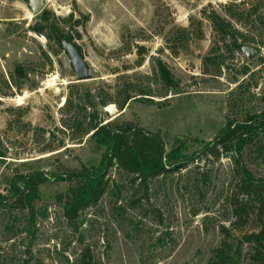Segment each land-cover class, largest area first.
<instances>
[{
  "label": "rangeland",
  "instance_id": "1",
  "mask_svg": "<svg viewBox=\"0 0 264 264\" xmlns=\"http://www.w3.org/2000/svg\"><path fill=\"white\" fill-rule=\"evenodd\" d=\"M45 12L74 36L92 79L77 82L51 32L32 30L45 27ZM212 12L238 32L239 50L222 41L207 18ZM157 60L178 91H166ZM127 91L135 98L123 111L99 107L100 117L159 134L167 151L183 141L195 161L152 182L149 199L136 204L137 185L113 168L98 204L69 224L61 198L72 185L53 176L97 166L104 153L77 133L80 107L88 94L122 101ZM140 93L152 101L138 100ZM263 110L264 0H0V192L7 194L16 175L50 179L39 188L32 233L27 211L0 207V264H78L86 246L99 264H209L224 240L237 244L260 225L254 209L241 232L232 229L233 159L204 158L199 143L213 142L228 118ZM243 165L264 179L254 152L245 151ZM242 249L240 264H264L251 245Z\"/></svg>",
  "mask_w": 264,
  "mask_h": 264
},
{
  "label": "trees",
  "instance_id": "2",
  "mask_svg": "<svg viewBox=\"0 0 264 264\" xmlns=\"http://www.w3.org/2000/svg\"><path fill=\"white\" fill-rule=\"evenodd\" d=\"M45 12L42 19L46 21L45 27L32 29L38 34H43L48 29L60 47L64 41L71 43L82 56L81 48L71 33H64L57 24L50 23ZM215 31L222 41H231L233 50H239V34L232 25L225 21L216 12L207 15ZM80 22L73 25L79 27ZM76 36L80 38L79 33ZM50 38V37H49ZM83 57V56H82ZM156 73L167 92L178 91L179 83L161 60L156 61ZM16 74L25 77L24 67L18 65ZM179 93V92H178ZM122 101H114L111 97L100 98L98 102L90 95H86L83 106L80 107L81 119L76 122V131L81 137L89 136L98 147L104 150L97 166L87 167L82 164L76 171L67 175H54L57 181H67L72 186L63 201V214L69 224L75 225L79 216L86 209L98 204L108 189V175L113 168L128 174L130 183L137 185L139 197L133 203L147 201L149 185L170 173L179 172L195 161V155L187 153L186 143L176 141L170 151L159 134L151 133L131 122L112 123L100 117L99 107L105 108L116 105L121 111L130 103L132 97L127 91ZM138 100H148L147 93H140ZM81 104V103H80ZM81 104V105H82ZM88 109L91 113H88ZM85 113V115H84ZM106 122V123H105ZM201 153L204 158L219 159L223 155H231L237 176L236 194L232 199L234 222L232 229L241 232L254 212L257 210V221L260 229L257 232L246 233L237 244L224 240L215 252L209 264H240L243 246L248 244L253 247V258L264 263V179H257L243 165V155L246 150L254 152L264 165V110L261 113L248 114L243 121L227 119L225 126L219 131L213 142L203 143ZM0 157H4L0 149ZM50 179L40 172L28 176L16 175L10 184L7 194L0 192V207L10 210L28 212L26 232L32 233L34 220L38 211L35 202L39 199V188ZM232 229L221 227L224 236L230 237ZM78 264H99L91 248L86 246L80 253Z\"/></svg>",
  "mask_w": 264,
  "mask_h": 264
},
{
  "label": "water",
  "instance_id": "3",
  "mask_svg": "<svg viewBox=\"0 0 264 264\" xmlns=\"http://www.w3.org/2000/svg\"><path fill=\"white\" fill-rule=\"evenodd\" d=\"M64 51L68 54L71 59L72 67L75 73L77 82H84L93 78L84 58L80 55L78 50L66 41L62 43ZM247 54L251 56L255 54V51L249 49L246 50Z\"/></svg>",
  "mask_w": 264,
  "mask_h": 264
},
{
  "label": "bare ground",
  "instance_id": "4",
  "mask_svg": "<svg viewBox=\"0 0 264 264\" xmlns=\"http://www.w3.org/2000/svg\"><path fill=\"white\" fill-rule=\"evenodd\" d=\"M110 107H111V106H110ZM110 107H109V108H110Z\"/></svg>",
  "mask_w": 264,
  "mask_h": 264
}]
</instances>
